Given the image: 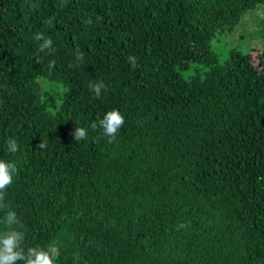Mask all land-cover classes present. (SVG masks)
Segmentation results:
<instances>
[{"label": "trees", "instance_id": "16d2710c", "mask_svg": "<svg viewBox=\"0 0 264 264\" xmlns=\"http://www.w3.org/2000/svg\"><path fill=\"white\" fill-rule=\"evenodd\" d=\"M257 6L0 0V159L18 168L0 218L17 213L25 249L55 243L54 264H264V50L221 63L212 49ZM192 62L209 70L185 78ZM40 78L67 88L56 111ZM112 109L125 123L109 143Z\"/></svg>", "mask_w": 264, "mask_h": 264}, {"label": "clouds", "instance_id": "9594fccd", "mask_svg": "<svg viewBox=\"0 0 264 264\" xmlns=\"http://www.w3.org/2000/svg\"><path fill=\"white\" fill-rule=\"evenodd\" d=\"M51 23V21H47ZM91 23V21H89ZM36 41H42L39 43V51L46 52V50L52 49L53 41L48 38H43L42 33H37L34 37ZM83 54L77 52L76 59L82 60ZM129 63L135 67L136 58L134 56L128 57ZM104 88L102 82L91 83L90 89L95 93L97 97L101 95ZM125 123V117L118 109H112L106 112L103 119H99V126L103 129V134L107 136L108 142L112 143L116 139V134ZM93 129L97 127L94 121L91 125ZM74 140L80 141L87 138V130L84 127L77 126L74 133ZM19 144L15 138H9L7 140L8 152L15 154L19 151ZM44 144L40 145L43 148ZM18 168L15 161H6L0 159V207H7L4 204L6 190L13 183V177L17 173ZM0 264H17L18 261H22L23 264H54L57 256V246L55 243L49 244L47 247L34 246L24 247L25 231L23 230V224L19 220L15 211H6L2 218H0ZM179 228L185 227V224L177 226ZM78 255L76 259H78Z\"/></svg>", "mask_w": 264, "mask_h": 264}, {"label": "rangeland", "instance_id": "374dc122", "mask_svg": "<svg viewBox=\"0 0 264 264\" xmlns=\"http://www.w3.org/2000/svg\"><path fill=\"white\" fill-rule=\"evenodd\" d=\"M212 49L219 54L221 63L230 58L232 49H240L245 53L264 50V6L249 10L234 31L218 33L212 40ZM256 54L257 52H254L255 59ZM208 70L209 67L192 62L191 67L183 71V75L189 79L197 73L204 76ZM40 81L43 87L45 86L44 98L48 101L49 107L56 111L64 99L66 86L46 78H40Z\"/></svg>", "mask_w": 264, "mask_h": 264}]
</instances>
